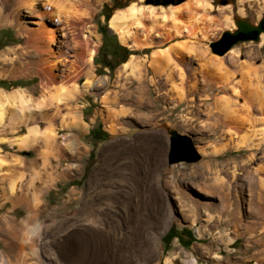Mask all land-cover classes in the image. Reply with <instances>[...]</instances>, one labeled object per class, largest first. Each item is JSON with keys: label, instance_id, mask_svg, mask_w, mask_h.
Masks as SVG:
<instances>
[{"label": "rangeland", "instance_id": "obj_1", "mask_svg": "<svg viewBox=\"0 0 264 264\" xmlns=\"http://www.w3.org/2000/svg\"><path fill=\"white\" fill-rule=\"evenodd\" d=\"M133 1L138 0H101L92 6V17L86 26L98 35L93 64L96 81L85 87L87 92L73 108L85 128L77 133V143L70 149L65 146L63 138L67 130H58L62 123L58 119L52 127L60 136V151L56 153L46 151L48 148L41 138L47 125L41 120L39 138L33 143L23 148L1 144L0 161L4 171L0 170V253L11 264H71L82 238L90 246L88 264H166L165 257L170 255L172 264H215L218 261L242 264L251 261H246L253 253V250H245L247 244L259 243V248H264V144L256 150L238 149L235 144L240 140L241 131L232 124L222 127V132L198 129L203 117L197 119L186 112L184 104L172 111L171 100L155 101L161 90H157V84L153 85L157 77L150 76L151 73L148 78L153 79H150L152 90L146 86L145 93L147 96L150 93L151 102L158 104L157 109H153V103H144L140 110H131L135 109V96L142 93L132 77L118 73L132 55L138 60L146 58L148 64L152 53L160 49L172 48L170 54L177 63L179 53L174 45L178 43V48H184L181 52L191 57V52L180 44L183 42L189 47L194 41L209 62L213 59L208 64L211 74L214 60L222 54L214 53L210 44L224 32L235 31L237 20L252 23L251 14H235L233 29H230L224 25L219 28L222 23L218 24L221 21L216 11L210 13L218 18L213 17V20L219 21L214 20V26L206 23L202 13L205 19L201 18L206 22L199 20L197 26L207 25L206 28L213 30L208 39H200L198 34L199 37L192 40L182 37L167 40L161 46L139 49L122 43L119 34L110 27L112 14L126 9ZM172 1L148 0V3L167 5ZM176 1L182 4L187 0ZM210 1L216 8L231 4L237 10V0ZM64 2L61 8L67 7ZM38 3L41 5L42 1ZM56 7L52 5L53 10ZM245 8L248 10L247 6ZM155 9L157 11L158 7ZM13 14V5L0 1V54L14 56V60L22 64L20 76L16 73L18 77L14 79L11 62L0 57V87L10 91L24 86L37 98L42 93L40 53L26 46L21 30L24 22L34 26L31 22L34 18L23 10L20 19L23 22L19 24ZM263 16L264 10L258 21ZM140 37L141 34L138 42L143 43ZM64 39L60 31L56 44ZM258 43L259 37L239 41L231 48L241 46V64L261 68L264 43L255 49ZM65 44L62 49L67 51L66 59H72L69 55L73 52H68L72 43ZM249 50H257L259 56L249 57ZM191 66L197 67L198 62L194 60ZM237 66L236 71L232 67L236 72L234 76L242 80L239 76L245 68ZM85 80L86 77L81 79L80 87ZM127 82H131V86L126 87L129 94L123 100L120 85ZM211 92L205 90L204 93L214 97L221 95V92ZM115 93L119 94L117 100L103 101L104 97H113ZM123 108L130 112H121ZM166 109L169 110L165 114ZM13 111L8 107L4 117L7 136L13 133L11 127H17L15 133H24L28 127L16 122ZM122 115L129 121L125 122ZM189 117L190 120L184 121ZM250 139L258 141L253 133ZM175 156L178 158L172 159ZM11 179L17 182L13 193L9 187ZM34 224L38 226L36 234L28 236L25 229Z\"/></svg>", "mask_w": 264, "mask_h": 264}, {"label": "bare ground", "instance_id": "obj_2", "mask_svg": "<svg viewBox=\"0 0 264 264\" xmlns=\"http://www.w3.org/2000/svg\"><path fill=\"white\" fill-rule=\"evenodd\" d=\"M0 1H8L13 5V18L19 21V24L23 22L20 21L23 10L27 12L26 15L34 18L31 20V22L35 24L34 26H30L24 22L25 24H23L21 30H23L25 35L24 42L27 44L26 46L40 53V56H38V60L41 64H39V73L41 74L40 77H42L40 79L42 93L37 98L33 96L30 89L24 86L19 85L10 91L0 88V150L1 144L8 143L12 147L16 145L23 148V146L36 141L37 138H39V120H41L47 125L44 130L45 135L41 138L46 148H48L46 149L47 153L49 154L48 150L51 151V154L60 151V143L58 141L60 136L58 132L52 128L54 122L58 119L62 122L58 130H67L63 139L65 146L70 149V147H73V145L77 143V133L85 129L81 122V116L78 115L76 111H73V108L77 104L76 102H78V99L87 92L85 87L93 85L95 83L94 81H96L94 75L95 66L93 64L97 52L96 38L98 39V35L94 30L90 29L89 26H86V22L92 17V6L96 3L98 4L101 0H41V5L38 3L39 0ZM64 1L67 2V7L61 8L60 4ZM176 3L177 1L173 0L172 3L167 5H154L148 3V0L133 1L126 9L116 10L112 14L110 18V27L119 34L122 43L132 48L141 49L142 47L146 48L152 45L161 46L167 40L182 37H190L192 40V38H196V36L199 37L198 34L202 37H200V39H204L205 37L208 39V35L210 33L212 34L213 30L209 27L206 28L207 25H202L205 29L202 28V26L199 27V24L197 26V22L199 20L201 21L204 16L207 22L204 20L205 17L203 21L209 26L216 25L215 21H217V23L221 21L218 24L222 23V25L220 24L219 26L217 24L219 28L224 25V27L230 26L229 28L233 29L235 14L244 16L250 13L252 19L251 24L255 26L264 10V0H237L236 11L231 4L216 8L210 0H187L182 4ZM52 5L57 6L55 10L52 9ZM64 6H66V4ZM246 6L248 10L245 8ZM156 7H158L157 11L155 9ZM215 11L217 12L219 21L215 20L218 19L215 18L217 16H210V13L212 14ZM202 13H204V16ZM201 16L203 17L201 18ZM4 17L6 16H3V18ZM60 31L63 32L65 39L63 42L56 44L58 42L56 37ZM140 34L143 38V43L138 42V35ZM65 43H72V48L70 47L71 49L69 48L68 50V52H73L69 55L72 59H66V56H68V54H66L67 51L62 49ZM263 43L264 32L262 31L259 34V43L258 45H254V48L258 49ZM181 45H184L183 47L188 50V53L191 52L192 55L189 54L191 57L184 55L181 52L182 47L178 48L177 43V46L174 45L173 47L177 49L179 53V62L177 63L176 61L174 62V57L170 54L172 52L170 51L171 48L154 51L148 64L145 62L147 61L146 58L138 60L134 55L122 64L118 73L127 77H132L138 84V87L136 86L137 84L135 86L142 93H140L141 95L139 96H135V109L131 110H140V107H142L144 103H153L151 106L153 109H157L158 104L151 102L150 93H148V96L145 93L146 86L149 91L152 90V85L150 84V79L152 78H148V75L151 73L150 76L157 77L156 81L152 79L154 82L153 85L155 86V84H157L158 89H156L158 91L161 90V93L156 96V102H160L161 99L162 101H167V99L171 100L173 105L170 107V110L172 111L177 109L181 104H184L186 108L189 109H186V112L197 116V119L203 117L200 121L198 120L199 123L197 126V128L201 129L203 132H207V130L222 132V127L229 126L230 124L235 125L238 131H241L240 140L235 144L238 149H240V147L245 149L255 148V150L259 147L261 148L262 144H264V65L258 68L251 67L249 64H241L239 62V56L241 55L242 48L241 46H235L228 49L217 59L213 57L215 59L214 72L210 74L208 64H210L213 59L209 62V58H205V54L203 55L202 53L203 50L201 48L200 50L194 41L191 42L189 47L185 46L186 44L183 42H181L180 46ZM173 53H175V51H173ZM247 54L252 58L259 56L257 50H249ZM0 57L11 62L10 68L14 74L12 78L16 79L18 76L16 77L15 74H19L18 72L21 71L22 64L17 63L18 61L14 60V56L8 57L6 53H1ZM194 60L198 62V66L190 67V65L194 63ZM236 65L241 66L242 69L245 68L244 71H242V76H239L240 78L242 77V80H238L234 76V73H236ZM232 67H234L235 71ZM239 72L241 73V70ZM198 75L201 76V79L198 78ZM83 77H86L84 81L85 84L83 87H80L79 84ZM245 80L248 82L245 83ZM127 83L120 85V96L123 97V100L124 98L126 99L129 94L126 87L131 86V82L128 83V85ZM166 85H170L168 89H164ZM205 90H212L213 94L215 92H221V95L214 97L213 95H209L210 93L205 94ZM118 97L119 94L115 93L113 97L109 95L104 97L103 101H114L115 99L117 100ZM8 107L13 108V115L17 119V121L15 119L16 122L19 121L23 123V125L28 126L27 131L24 133H15L14 131L17 127L13 125L14 127H11L13 132L12 135L7 136L4 134V117ZM63 110H66L64 114ZM167 110L169 109H166V111L163 110L165 114ZM121 112L128 113L130 111L129 109L123 108ZM122 119L125 122L129 121L128 117L124 115H122ZM188 120H190V117L184 119V121ZM209 120H211V122ZM252 133L258 138L256 143L255 140L250 139ZM1 161L0 170H3L4 164ZM16 186V180L11 179L9 187L12 193ZM23 207L28 208L30 206ZM37 227V224H34L25 229L28 236L34 234ZM249 245L250 244H247L245 250L247 252L253 250V253L248 260H245L249 261L251 259V261L242 264H264V248H259V243H253L254 246ZM32 248L33 252L36 253L34 246ZM89 248L90 246L86 239L84 240L82 238L79 242V247L74 256H72L71 264L90 263L91 252H89ZM1 253L0 264H11L10 260ZM121 261H123L122 258ZM165 263H173L172 255L165 257ZM215 264L235 263L230 261L221 263L218 261L215 262Z\"/></svg>", "mask_w": 264, "mask_h": 264}, {"label": "water", "instance_id": "obj_3", "mask_svg": "<svg viewBox=\"0 0 264 264\" xmlns=\"http://www.w3.org/2000/svg\"><path fill=\"white\" fill-rule=\"evenodd\" d=\"M237 29L233 32L226 31L221 38L210 44L214 53L223 54L230 49L235 43L245 40H257L260 32H264V16L258 21L257 25H252L243 20H237ZM109 31H111L109 29ZM178 156L173 157L176 159Z\"/></svg>", "mask_w": 264, "mask_h": 264}, {"label": "crops", "instance_id": "obj_4", "mask_svg": "<svg viewBox=\"0 0 264 264\" xmlns=\"http://www.w3.org/2000/svg\"><path fill=\"white\" fill-rule=\"evenodd\" d=\"M0 88H3V87H0Z\"/></svg>", "mask_w": 264, "mask_h": 264}]
</instances>
